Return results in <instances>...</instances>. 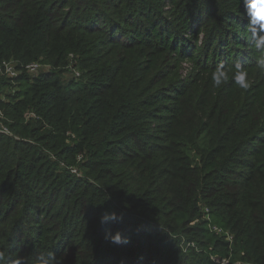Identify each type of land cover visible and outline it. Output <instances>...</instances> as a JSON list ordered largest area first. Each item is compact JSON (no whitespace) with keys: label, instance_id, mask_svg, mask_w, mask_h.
<instances>
[{"label":"trees","instance_id":"16d2710c","mask_svg":"<svg viewBox=\"0 0 264 264\" xmlns=\"http://www.w3.org/2000/svg\"><path fill=\"white\" fill-rule=\"evenodd\" d=\"M164 3L0 0V67L12 62L17 71L0 74L8 132L0 133V251L8 264L21 256L35 264L50 250L68 264H113L117 251L133 264H264V69L256 58L202 68L233 74L239 64L250 87L232 75L221 87L210 83L199 109L190 91L154 90L155 76L140 74L134 56L154 50L138 42L149 26L172 33L154 24ZM70 55L82 78L64 82ZM30 64L50 70L33 75ZM247 92L257 103L249 106ZM165 111L162 136L152 134ZM112 212L122 219L100 224ZM116 232L125 243L105 238Z\"/></svg>","mask_w":264,"mask_h":264},{"label":"rangeland","instance_id":"374dc122","mask_svg":"<svg viewBox=\"0 0 264 264\" xmlns=\"http://www.w3.org/2000/svg\"><path fill=\"white\" fill-rule=\"evenodd\" d=\"M164 2L158 17V19L162 20H159L161 24H154L157 25L158 29H162L166 25L167 32L171 29L172 33H169L168 36L166 34L157 36L156 28L149 26L147 34L143 33L138 42L141 44L142 42H149L154 50L149 48H147L149 50H144L142 48L145 53L139 57L134 56V58L139 60L135 66L143 70L140 74H147L149 77L155 76L153 78L156 79L154 90H161L162 92L163 89H166L167 92H163L166 95H170L175 92H182L185 89V91H190L194 94L196 108H202L201 105L204 101L208 84L213 83V72H205L202 68L215 65V63L221 64L227 60L226 58H243L247 62L257 58L258 52L252 54L250 47H248L251 36L245 31L246 17L242 0H179V2L177 0L179 5H170L167 0H164ZM185 19L192 22L194 24L193 27L196 29L194 30L193 28L191 31V29L184 28L182 23ZM146 26L143 25L141 27L144 29ZM141 27L137 30L141 31ZM137 30L133 32L134 37L136 35L139 36L136 33ZM176 39H178L179 44L173 47V43H177ZM154 46H157V48L155 49ZM104 51L97 50L96 52L101 53ZM148 58H150V61L146 62ZM151 59L157 64L154 65V69L146 72L145 68L151 65ZM67 62L66 71L62 75L63 81L81 79L82 66H79V58L73 56V58H67ZM6 66L11 68L14 63H8ZM3 68H0L1 72H3ZM40 69L42 71L50 70L48 66H40ZM228 75L230 77L233 74ZM213 97H215L216 102H223L227 98L223 94L221 96L213 95ZM246 98V102H250L249 106L257 103L250 92H247ZM258 101H264L263 93H261ZM170 102L173 104V101ZM166 104L170 103L166 102ZM172 104L168 107H171ZM169 114L167 111L163 112V120L152 124V134L162 136ZM249 116L248 114L246 118H250ZM262 122L263 120H259L258 124ZM160 128L161 131L158 133ZM1 130L2 127L0 126ZM73 172L76 173L75 171ZM214 260L219 259L215 258ZM155 261L156 264H170L166 258L157 257ZM64 262L63 264L69 263L68 261ZM111 262L113 261H109L108 264H111ZM119 263L133 264V262L125 261L124 252L117 251L113 264Z\"/></svg>","mask_w":264,"mask_h":264},{"label":"clouds","instance_id":"9594fccd","mask_svg":"<svg viewBox=\"0 0 264 264\" xmlns=\"http://www.w3.org/2000/svg\"><path fill=\"white\" fill-rule=\"evenodd\" d=\"M244 15L246 17L245 31L250 34L253 47L257 50L256 58L257 66L264 69V0H242ZM236 71L233 73L232 82L241 89H248L250 87V80L248 72L239 64L236 66ZM230 79L227 70L223 65L213 72L212 82L215 87H221ZM122 219L118 217L115 212L106 213L100 217V224H105L109 221H116ZM105 238L112 244L119 245L126 241L122 238L120 232L115 234H106ZM0 264H8L5 253L0 251ZM12 264H27L23 256L12 261ZM35 264H63V261L56 254L55 251H48L36 257Z\"/></svg>","mask_w":264,"mask_h":264},{"label":"built area","instance_id":"2783aa9c","mask_svg":"<svg viewBox=\"0 0 264 264\" xmlns=\"http://www.w3.org/2000/svg\"><path fill=\"white\" fill-rule=\"evenodd\" d=\"M69 58H73V56L70 55ZM0 68H3V72H1V69H0V74L1 75H5L8 78L9 77H12L13 78V77H16V75H17V72H15V70L13 69V67L8 68L6 66V64H3V66H1ZM25 69H26V71L28 73H33V75L34 74H37L38 72H43L42 69H40V65L39 64L28 65V66H26ZM0 133H2V134H8L6 128H4V127H2V130L0 131ZM205 212H206V210H205ZM213 230L215 231V233L220 234V230L219 229L213 228ZM224 235H225V237H226V239L228 241L231 240V236L229 234L226 233ZM215 261H217V263L221 262L222 264H227V262L225 260H219V261L218 260H215Z\"/></svg>","mask_w":264,"mask_h":264}]
</instances>
